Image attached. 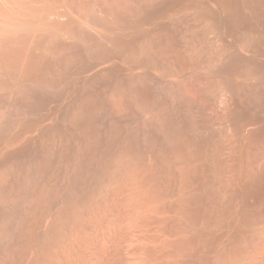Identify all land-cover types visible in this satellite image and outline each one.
<instances>
[{
  "label": "bare ground",
  "instance_id": "6f19581e",
  "mask_svg": "<svg viewBox=\"0 0 264 264\" xmlns=\"http://www.w3.org/2000/svg\"><path fill=\"white\" fill-rule=\"evenodd\" d=\"M0 264H264V0H0Z\"/></svg>",
  "mask_w": 264,
  "mask_h": 264
}]
</instances>
